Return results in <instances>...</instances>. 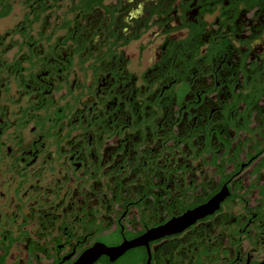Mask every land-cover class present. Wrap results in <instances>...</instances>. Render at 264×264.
<instances>
[{"label":"flooded vegetation","instance_id":"obj_1","mask_svg":"<svg viewBox=\"0 0 264 264\" xmlns=\"http://www.w3.org/2000/svg\"><path fill=\"white\" fill-rule=\"evenodd\" d=\"M264 264V0H0V264Z\"/></svg>","mask_w":264,"mask_h":264},{"label":"water","instance_id":"obj_2","mask_svg":"<svg viewBox=\"0 0 264 264\" xmlns=\"http://www.w3.org/2000/svg\"><path fill=\"white\" fill-rule=\"evenodd\" d=\"M227 194V189L224 188L207 204L186 213L181 218L173 220L159 229L151 231V233L146 237V240H144V238H140L133 242L124 243L123 245L116 248H109L105 245H96L87 252H85L75 264H95V262L103 255L108 256L113 262L122 257L127 251L144 245V243L149 239L154 240L157 238L181 232L192 224H194L197 220L212 215L217 210H219L220 205L227 197Z\"/></svg>","mask_w":264,"mask_h":264}]
</instances>
